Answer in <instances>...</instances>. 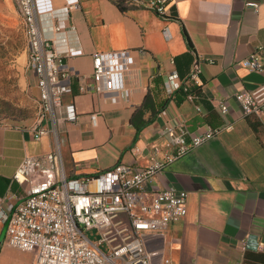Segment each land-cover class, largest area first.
I'll list each match as a JSON object with an SVG mask.
<instances>
[{
	"label": "crops",
	"instance_id": "obj_1",
	"mask_svg": "<svg viewBox=\"0 0 264 264\" xmlns=\"http://www.w3.org/2000/svg\"><path fill=\"white\" fill-rule=\"evenodd\" d=\"M248 1L172 0L162 18L113 0H36L40 15L70 24L65 61L79 79L64 103H75L78 117L44 121L50 131L39 138L40 118L30 126L0 124V199H24L26 187L14 177L28 156L40 158L60 147L63 171L76 188L78 179L96 177L119 162L145 168L158 154L175 151L209 128H223L145 183L151 194L168 187L188 192L186 216L163 233L145 235V243L153 264L166 258L173 264H264V114L244 117L235 98L264 85V73L238 66L264 49V0H257L259 11L247 7ZM74 5L79 8L70 9ZM44 27L53 37L46 22ZM121 50L132 52L125 76L130 96L80 92V85L92 89L93 55ZM199 55L208 59L201 66L200 97L179 102L176 92ZM174 72L179 80L171 93L167 78ZM157 78L165 85L157 101L169 102L153 118L144 110L141 120L151 121L138 130L132 120ZM31 85L39 100L33 74ZM221 99L226 112L219 108ZM10 248L0 221V261Z\"/></svg>",
	"mask_w": 264,
	"mask_h": 264
},
{
	"label": "built area",
	"instance_id": "obj_2",
	"mask_svg": "<svg viewBox=\"0 0 264 264\" xmlns=\"http://www.w3.org/2000/svg\"><path fill=\"white\" fill-rule=\"evenodd\" d=\"M137 8L154 11L168 17L172 0H113ZM23 21L27 38L28 68L36 77L41 109L37 137L49 133L44 121L56 124L60 119L77 120L75 103H64L73 92L79 75L65 61L67 53V21L43 17L37 11L36 0H14ZM247 7L259 11L261 3L250 0ZM78 5L70 9H77ZM44 22L53 37L45 35ZM167 39L170 35L163 31ZM58 43L61 48H58ZM131 50L98 52L93 55L92 89L80 85V92L117 93L130 96L125 76L131 64ZM197 56L186 81L180 84L186 99L198 98L190 86L201 85V66L207 62ZM211 61V60H209ZM212 62V61H211ZM238 66L264 73V49L260 48L240 61ZM179 80L176 72L167 78V88ZM244 117L264 114V85L254 91L235 95ZM221 112L228 110L226 100L218 101ZM200 111V106H197ZM95 120V115L93 116ZM223 128L204 131L173 152H164L151 159L145 168L119 162L93 178H82L73 188L63 171L60 147L43 157L25 158L15 174V180L26 187L24 199L15 204L13 196L0 199V221L7 226L6 242L15 249L31 252L33 264H153V253L145 243V235L165 232L172 223L187 214L188 192L176 187L149 193L145 183L161 175L171 164L216 137ZM95 183V189H92ZM96 230L98 241L87 232ZM106 244L108 249L101 248ZM162 264H173L164 259ZM241 264V263H236Z\"/></svg>",
	"mask_w": 264,
	"mask_h": 264
},
{
	"label": "rangeland",
	"instance_id": "obj_3",
	"mask_svg": "<svg viewBox=\"0 0 264 264\" xmlns=\"http://www.w3.org/2000/svg\"><path fill=\"white\" fill-rule=\"evenodd\" d=\"M27 38L22 18L12 0H0V124L30 126L41 116L38 95L31 85L26 56ZM98 241L96 230L87 232ZM107 250L106 244L101 246ZM0 264H33L31 252L10 248Z\"/></svg>",
	"mask_w": 264,
	"mask_h": 264
},
{
	"label": "trees",
	"instance_id": "obj_4",
	"mask_svg": "<svg viewBox=\"0 0 264 264\" xmlns=\"http://www.w3.org/2000/svg\"><path fill=\"white\" fill-rule=\"evenodd\" d=\"M184 35L188 41V43L191 45V41L189 39V36L186 32L185 29H183ZM156 83V88H151L150 92L148 93L144 104L142 105V107L140 109H138L137 113L135 114L132 123L133 125L136 126V128L138 130H141L143 127H145L150 121L151 119H149L148 121H142L141 120V116L144 112V110L149 109L152 113V118L156 116V114H158L159 112H161L166 105L169 102L168 98H162L159 101H157V97L158 95L163 94L164 89H165V85L161 82L160 79H156L154 81ZM190 92L195 94L197 96V98L199 99L200 94H201V87L200 86H196V85H191L190 86ZM188 93H185L183 91V89H179L176 92V99L177 101H182L184 98H186Z\"/></svg>",
	"mask_w": 264,
	"mask_h": 264
},
{
	"label": "water",
	"instance_id": "obj_5",
	"mask_svg": "<svg viewBox=\"0 0 264 264\" xmlns=\"http://www.w3.org/2000/svg\"><path fill=\"white\" fill-rule=\"evenodd\" d=\"M6 230H7V226H6Z\"/></svg>",
	"mask_w": 264,
	"mask_h": 264
}]
</instances>
